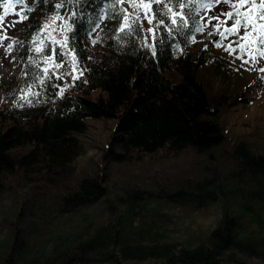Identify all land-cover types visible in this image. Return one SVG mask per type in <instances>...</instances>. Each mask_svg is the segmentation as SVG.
<instances>
[{
	"label": "trees",
	"instance_id": "16d2710c",
	"mask_svg": "<svg viewBox=\"0 0 264 264\" xmlns=\"http://www.w3.org/2000/svg\"><path fill=\"white\" fill-rule=\"evenodd\" d=\"M0 1L12 16L0 32V56L10 63L0 78V264H87L95 256L234 264L236 251L264 263V151L226 121L229 107L248 103L246 93L264 82V28L251 36L229 29L234 19L264 24L252 18L264 12L258 3ZM135 1L148 5L147 32L131 12ZM203 5L215 27L201 32ZM57 19L66 25L63 46L48 31ZM197 41L205 43L192 51ZM68 56L76 76L62 90L57 63ZM247 69L253 80L230 87ZM216 75L224 84L215 88ZM95 118L115 120L108 142L96 166L74 171L76 134ZM143 156L154 158L149 166L109 171ZM170 205H216L220 216L198 243L175 249L161 217ZM143 210L145 220L132 224Z\"/></svg>",
	"mask_w": 264,
	"mask_h": 264
},
{
	"label": "rangeland",
	"instance_id": "374dc122",
	"mask_svg": "<svg viewBox=\"0 0 264 264\" xmlns=\"http://www.w3.org/2000/svg\"><path fill=\"white\" fill-rule=\"evenodd\" d=\"M135 9H132L131 12L134 16H138L143 22L145 32H147V11L148 7L144 2L135 1ZM6 1H0V32L4 26L11 21L12 16L7 15L9 11L6 9ZM132 7V6H131ZM205 6H202L201 14V32L205 28H213L215 25L211 26L209 23L210 14L205 13ZM18 12L17 9H15ZM245 10V8H244ZM4 12V13H3ZM198 15V14H197ZM208 17V20L206 19ZM224 18V17H223ZM252 18H255L256 21H260L259 16L256 13L252 14ZM66 25L61 19L57 21H52L49 24L48 31L50 36L54 41L59 42L63 46L64 34H65ZM236 31L235 28H229ZM244 37V35H242ZM204 41H197L192 45V51L195 49L202 48ZM58 64V74L62 77V83L60 85L61 89L68 88V78L76 76L73 65L71 64V58L68 56L67 62L64 64L62 62ZM10 63L7 64L5 59L0 56V78L3 79L4 73L10 68ZM250 69V68H249ZM249 69L243 74L244 78H237L233 80L230 78V87H238L240 84L250 83L253 79L250 76ZM257 68L255 69V71ZM56 72V71H55ZM249 79V80H248ZM213 81V86H222L224 83L219 77H211ZM256 87V86H255ZM243 88V86H241ZM257 90L250 91V88H246L249 91L246 93V96L249 97L248 103L240 102L236 105L230 106L226 111V121L231 130L239 135L244 137L246 140L251 141L252 143L259 146L261 151H264V82H261L259 86L256 87ZM3 89L0 87V93ZM86 128L83 133L76 134L78 142H80V152L74 157L71 162L74 171H81L84 168L91 169L100 161L102 155V149L108 142V135L110 134L112 127L115 123L114 119H87ZM143 156L141 159L134 161V166L130 164H112L109 171H119V170H131V169H141L142 166H149L153 161V157ZM159 162L168 161V157H157ZM6 201V199H5ZM165 215L161 216L163 218L162 223L164 224L163 233L165 234L164 240L167 242H172L175 245V249H179L180 246H193L202 237L207 236L210 231L214 228L218 217L220 216V209L216 205H212L206 209H190L185 210L181 207L175 205H170V207L163 210ZM142 213H135L132 219V224L139 223L141 220H145V215L148 214L146 210L141 211ZM68 228V227H67ZM163 240V241H164ZM101 256H95V260L87 264H110V262L102 259ZM231 259V260H230ZM229 261L236 264L237 261L245 262L246 264H264L262 263L260 257H257L253 254H246L243 252H231ZM153 259H117L119 264H147V262H152Z\"/></svg>",
	"mask_w": 264,
	"mask_h": 264
},
{
	"label": "snow or ice",
	"instance_id": "6c2138e0",
	"mask_svg": "<svg viewBox=\"0 0 264 264\" xmlns=\"http://www.w3.org/2000/svg\"><path fill=\"white\" fill-rule=\"evenodd\" d=\"M23 0H16V3H22ZM74 2L76 4H80V3H86L87 0H74ZM125 2V0H113V3L114 4H120V3H123ZM160 0H157V3H159ZM221 2L223 3L224 0H221ZM259 5V7L261 9H264V0H239V5L241 7H246V6H249V5H255L257 4ZM62 5L60 4H57V8L61 7ZM135 6V4H134ZM145 7H148V5H144ZM238 13H233V12H227L226 15L230 18V19H234V17L237 15ZM246 16L250 17L251 16V9H249V12L246 13ZM0 19H3V17H0ZM125 19V22H127L128 20V17L125 16L124 17ZM260 20H264V12L261 13L260 17H259ZM149 23H151V20L149 21ZM173 23H176L175 20H173ZM257 27L259 28H264V24H259L257 25L255 22H251L250 19H246V20H240V19H234V28L236 29V32L238 34L239 30L240 29H243L246 33L247 36H251L253 33H255V31L257 30ZM251 28V32L248 31V29ZM124 29V25H121V30L123 31ZM199 30V29H197ZM231 31V29H230ZM244 37H240V39H243ZM257 43L259 45H264V36H261L259 38V40L257 41ZM231 47V46H230ZM247 48V45H241V51L243 52L244 49ZM37 51H39V49H37ZM155 55V53H153ZM260 56L261 57H264V52H261L260 53ZM242 58V57H241ZM243 63L244 64H248L249 63V60H243ZM260 72L261 73H264V68H261L260 69ZM262 79H264V76H262Z\"/></svg>",
	"mask_w": 264,
	"mask_h": 264
},
{
	"label": "water",
	"instance_id": "95a60500",
	"mask_svg": "<svg viewBox=\"0 0 264 264\" xmlns=\"http://www.w3.org/2000/svg\"><path fill=\"white\" fill-rule=\"evenodd\" d=\"M175 264H183V263H175Z\"/></svg>",
	"mask_w": 264,
	"mask_h": 264
}]
</instances>
